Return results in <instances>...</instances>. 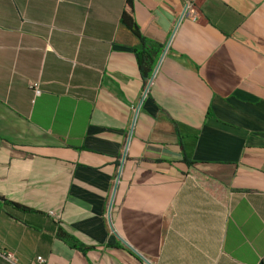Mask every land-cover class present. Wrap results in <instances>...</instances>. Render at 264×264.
I'll return each mask as SVG.
<instances>
[{
	"label": "crops",
	"instance_id": "0c3cea01",
	"mask_svg": "<svg viewBox=\"0 0 264 264\" xmlns=\"http://www.w3.org/2000/svg\"><path fill=\"white\" fill-rule=\"evenodd\" d=\"M126 2L0 0V264H262L264 0Z\"/></svg>",
	"mask_w": 264,
	"mask_h": 264
},
{
	"label": "trees",
	"instance_id": "16d2710c",
	"mask_svg": "<svg viewBox=\"0 0 264 264\" xmlns=\"http://www.w3.org/2000/svg\"><path fill=\"white\" fill-rule=\"evenodd\" d=\"M121 22L123 25H125L129 30H131L134 35H136L141 42V46L138 50H135L136 52V57L138 60L139 68L141 71L142 76L146 79L149 80L150 77L152 76V73L154 71V66L157 61V58L160 54V51L158 49L152 48L149 44L147 39L141 34L135 19H134V3L133 0H127L125 9L123 11L122 17H121ZM0 207L7 212L6 208H14L18 209L24 212H30L31 210L28 209L27 207L12 202L8 201L4 198H0ZM60 238L66 242L69 246L72 248L85 251L86 248L80 244L76 239L73 237L67 235L66 233H60ZM112 242H110V245Z\"/></svg>",
	"mask_w": 264,
	"mask_h": 264
},
{
	"label": "built area",
	"instance_id": "2783aa9c",
	"mask_svg": "<svg viewBox=\"0 0 264 264\" xmlns=\"http://www.w3.org/2000/svg\"><path fill=\"white\" fill-rule=\"evenodd\" d=\"M200 0H187L183 16H186L188 18H191L192 20L196 21L200 17V12L197 9V2ZM34 89L37 93H40V89L38 87V84H34ZM6 259L11 263L15 264V257L12 253H7L6 254ZM33 264H46V260L42 256L36 257L34 260Z\"/></svg>",
	"mask_w": 264,
	"mask_h": 264
},
{
	"label": "water",
	"instance_id": "95a60500",
	"mask_svg": "<svg viewBox=\"0 0 264 264\" xmlns=\"http://www.w3.org/2000/svg\"><path fill=\"white\" fill-rule=\"evenodd\" d=\"M161 60H162V57H161ZM159 64H160V62H159ZM159 64H158V66H159ZM158 66H157V69H158ZM156 73V70H155V72H154V74ZM153 74V75H154ZM151 81H152V79H151ZM262 264H264V261L262 262Z\"/></svg>",
	"mask_w": 264,
	"mask_h": 264
}]
</instances>
